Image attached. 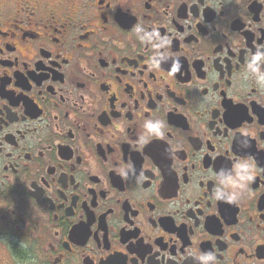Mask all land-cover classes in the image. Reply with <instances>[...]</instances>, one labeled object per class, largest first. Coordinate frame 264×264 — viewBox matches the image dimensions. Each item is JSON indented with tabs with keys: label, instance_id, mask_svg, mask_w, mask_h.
I'll list each match as a JSON object with an SVG mask.
<instances>
[{
	"label": "flooded vegetation",
	"instance_id": "obj_1",
	"mask_svg": "<svg viewBox=\"0 0 264 264\" xmlns=\"http://www.w3.org/2000/svg\"><path fill=\"white\" fill-rule=\"evenodd\" d=\"M258 51L264 0H0V264H264Z\"/></svg>",
	"mask_w": 264,
	"mask_h": 264
},
{
	"label": "clouds",
	"instance_id": "obj_2",
	"mask_svg": "<svg viewBox=\"0 0 264 264\" xmlns=\"http://www.w3.org/2000/svg\"><path fill=\"white\" fill-rule=\"evenodd\" d=\"M139 31V29H138ZM142 40L151 41L152 35L145 34L143 37H141ZM264 61V53L257 52L253 57L251 62L249 63L248 67L251 69V71L257 75L258 81L264 83V72L260 71V62ZM173 71H176V68H173ZM163 125L160 121L152 122V121H146L145 122V128L150 134H154L156 136H162L163 132L161 131ZM241 179H251V176L241 177ZM220 196V193H217V197ZM201 261H203V264H207L208 261H212L215 259L214 254L209 253L206 255H202L199 257Z\"/></svg>",
	"mask_w": 264,
	"mask_h": 264
}]
</instances>
